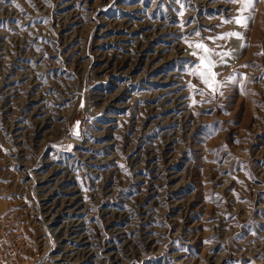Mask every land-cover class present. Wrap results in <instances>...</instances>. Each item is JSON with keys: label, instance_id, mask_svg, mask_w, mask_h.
Instances as JSON below:
<instances>
[{"label": "rangeland", "instance_id": "rangeland-1", "mask_svg": "<svg viewBox=\"0 0 264 264\" xmlns=\"http://www.w3.org/2000/svg\"><path fill=\"white\" fill-rule=\"evenodd\" d=\"M0 264H264V0H0Z\"/></svg>", "mask_w": 264, "mask_h": 264}, {"label": "snow or ice", "instance_id": "snow-or-ice-1", "mask_svg": "<svg viewBox=\"0 0 264 264\" xmlns=\"http://www.w3.org/2000/svg\"><path fill=\"white\" fill-rule=\"evenodd\" d=\"M232 2H237V0H232ZM252 6V0H243V8H250ZM226 23L229 21H225ZM236 23L241 24L243 26L247 25V17H241L236 19ZM226 35L231 36H237L240 37V33L233 32ZM223 38V37H221ZM198 48H202L205 52H209L210 50L203 44H198ZM223 63V60L221 61ZM201 63L204 65V67L208 70L207 73L201 72L200 76L204 78L206 75L208 78L204 79V83L208 85L209 88L213 87L212 79L217 75L214 71H212V68L215 64V62L211 61L209 58H201Z\"/></svg>", "mask_w": 264, "mask_h": 264}, {"label": "bare ground", "instance_id": "bare-ground-1", "mask_svg": "<svg viewBox=\"0 0 264 264\" xmlns=\"http://www.w3.org/2000/svg\"><path fill=\"white\" fill-rule=\"evenodd\" d=\"M80 215V214H79ZM60 246V245H59ZM133 261V260H132Z\"/></svg>", "mask_w": 264, "mask_h": 264}]
</instances>
